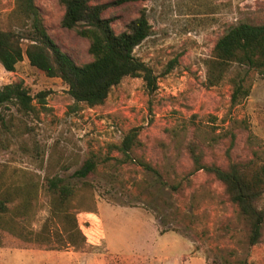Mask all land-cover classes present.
Segmentation results:
<instances>
[{"label":"rangeland","instance_id":"1","mask_svg":"<svg viewBox=\"0 0 264 264\" xmlns=\"http://www.w3.org/2000/svg\"><path fill=\"white\" fill-rule=\"evenodd\" d=\"M33 2L59 50L77 64L88 61L87 41L60 25L59 0ZM14 3L0 0V29L26 36ZM96 3L107 4L102 15L115 32L145 11L151 32L134 54L157 76V88L148 93L141 78L125 77L101 105L88 107L25 56L14 71L0 64V86L22 81L31 95L46 93L28 114L10 103L0 108V185L35 181L47 169L61 175L76 188L69 215L87 248L67 242L61 218L39 233L50 197L38 186L24 219L8 222L14 205L0 218V264H264V220L250 245L237 206L211 172L194 170L189 154L194 146L201 164L222 169L264 164V76L241 70L250 91L238 103L230 100L237 66L215 86L205 77L217 38L238 23H264V0ZM28 43L21 39L23 49ZM132 129L137 142L124 159L115 147ZM87 158L95 172L75 178ZM257 206L264 216V192Z\"/></svg>","mask_w":264,"mask_h":264},{"label":"trees","instance_id":"2","mask_svg":"<svg viewBox=\"0 0 264 264\" xmlns=\"http://www.w3.org/2000/svg\"><path fill=\"white\" fill-rule=\"evenodd\" d=\"M92 0H59L63 7L60 25L73 30L88 43L90 59L77 64L66 53L61 52L47 34L39 9L33 0H15L14 13L21 26H26V36L13 30L0 29V64L6 71H14L16 65L27 59L30 66L47 77L59 78L67 86V93L75 103L88 107L101 105L111 89L125 77L141 78L148 93L157 88V76L152 69L134 54V48L141 44L151 32V26L144 10L131 19L119 32L111 26V18L102 15L107 4H91ZM134 0H116L117 3ZM29 43L25 49L21 39ZM171 61L165 74L173 68ZM237 70L230 78L232 103H238L249 95L245 72L252 70L264 76V23H238L229 27L217 38L210 57L205 61V77L208 86L217 85L233 67ZM46 93L40 91L31 95L22 81L0 86V108L8 103L16 111L28 114L33 110L32 100L44 103ZM0 120L3 121L1 111ZM137 130L132 129L123 136L115 148L124 159L137 142ZM194 170L211 172L222 184L224 193L238 209L239 215L249 227L248 243L254 245L262 235L263 211L257 202L264 192V164L249 165L231 163L227 169L205 166L200 163V154L194 146L189 147ZM144 166L149 169L146 164ZM96 163L87 158L73 172L75 178H85L95 172ZM37 180L22 185H0V218L9 214L11 206L15 212L8 222L24 219L25 213L36 195L38 186L50 197L48 217L39 233H45L47 223L61 218L67 228V242L80 250H86L75 218L71 219L69 208L76 188L56 172L45 170ZM7 222V221H5Z\"/></svg>","mask_w":264,"mask_h":264}]
</instances>
